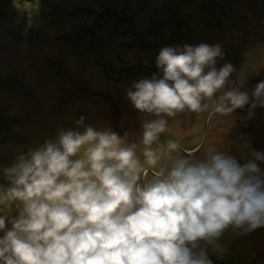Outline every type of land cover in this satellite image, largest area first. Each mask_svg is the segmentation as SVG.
Wrapping results in <instances>:
<instances>
[{
    "label": "clouds",
    "instance_id": "obj_1",
    "mask_svg": "<svg viewBox=\"0 0 264 264\" xmlns=\"http://www.w3.org/2000/svg\"><path fill=\"white\" fill-rule=\"evenodd\" d=\"M224 55L219 43L160 49L162 75L127 89L135 108L155 117L143 120L139 144L82 115L75 123L83 130L61 126L2 168L10 183L0 184V211L18 202L19 214L0 215V230L12 225L0 235V264H214L205 248L196 251L201 240L222 250L229 226H264V152L241 163L214 147L198 158L180 155L176 139L158 144L169 117L186 110L264 106V80L250 96L243 72L237 83L231 62L216 67Z\"/></svg>",
    "mask_w": 264,
    "mask_h": 264
},
{
    "label": "rangeland",
    "instance_id": "obj_2",
    "mask_svg": "<svg viewBox=\"0 0 264 264\" xmlns=\"http://www.w3.org/2000/svg\"><path fill=\"white\" fill-rule=\"evenodd\" d=\"M201 42L222 46L216 67L231 62L230 80L238 83L243 72L251 96L264 80V0H0V184L10 183L2 168L59 127L83 130L75 123L82 115L85 124L110 126L139 144L143 120L155 117L135 108L127 89L162 75V47ZM209 112L169 117L158 144L176 139L180 155L198 158L214 147L241 163L264 152V106ZM257 163L264 174V160ZM4 214L18 216V202ZM218 243L222 250L201 240L196 251L205 248L214 264H264V226H229Z\"/></svg>",
    "mask_w": 264,
    "mask_h": 264
}]
</instances>
